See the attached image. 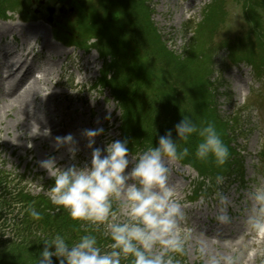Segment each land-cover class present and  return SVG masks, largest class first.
Instances as JSON below:
<instances>
[{"label":"clouds","instance_id":"9594fccd","mask_svg":"<svg viewBox=\"0 0 264 264\" xmlns=\"http://www.w3.org/2000/svg\"><path fill=\"white\" fill-rule=\"evenodd\" d=\"M172 131L160 136L158 144L132 152L127 140H115L104 149L95 147L96 137L103 128L87 129V147L92 150L91 163L79 167L60 168L54 158L41 166L54 178L49 198L57 210H65L73 221L85 225L75 239L56 233L38 243L45 247L38 255V264H182L181 258L190 254L191 235L181 232L188 223L187 205L179 199L170 183V165L190 155L187 145L193 136L201 141L195 156L201 161L214 158L217 166L226 164L229 147L218 134L215 124L198 127L188 115ZM58 145L75 143L74 137L57 138ZM31 147V145H29ZM73 159L77 148L69 149ZM225 178L215 177V190L199 198L202 207L215 201V221L219 225L232 222V202L221 190ZM212 187V181L205 182ZM247 207L244 223L258 238H264V179L257 180L245 193ZM36 220L41 213L28 209ZM101 239L107 241L101 244ZM196 252L203 264H241L244 253L217 256L208 242H197Z\"/></svg>","mask_w":264,"mask_h":264},{"label":"rangeland","instance_id":"374dc122","mask_svg":"<svg viewBox=\"0 0 264 264\" xmlns=\"http://www.w3.org/2000/svg\"><path fill=\"white\" fill-rule=\"evenodd\" d=\"M150 3V8L153 10L152 12V18L153 21L155 23V25L157 26V28L160 30V32L165 36V34H169V36L171 37H165V39H167L168 41V45H170V48L174 51H177L176 49H181L184 46V39L182 37V33L181 31L184 29V26L186 23H188L189 21L194 22V23H198L202 20L203 17V12H202V8L203 6L206 5V3H209L210 0H187V2L189 1H193V8L192 9H188L187 6H185V4L183 3V0H148ZM58 2V1H57ZM79 4H81L80 2H78ZM44 4V3H43ZM53 4V3H52ZM74 5L75 2L71 3L69 2L68 7H65V12L67 16L70 17H74L75 15V10H74ZM35 7L38 8V6L40 7L39 4H35ZM42 9L40 10V12L44 15V8L41 7ZM73 9V10H72ZM182 9H184V12H182ZM12 15V14H10ZM192 15V16H191ZM191 16V17H190ZM13 19H11L14 24H23V22H20V15L19 14H14L11 16ZM56 19V15L54 17V20ZM6 20H0V24L6 23ZM38 23H43L45 25V27L49 30L50 35L54 32V30L52 29V25L46 21V19H42L41 21H37ZM60 23L62 21H59ZM243 33V32H241ZM8 37L9 42L12 40L11 35L6 36V38ZM32 38V37H30ZM218 40V39H216ZM1 54V51H0ZM75 54L77 55H81V53H79L78 51H75ZM84 56H89V57H95L96 61L95 64L92 66V70H90V72L86 73V74H74V82L75 80L77 81L79 79V77H84L88 80L87 84H86V88H88L92 82H94L95 77L99 75L100 69L102 67V61L100 59V57L98 56V54L94 51L90 52V54H86L84 53ZM41 63L35 64L34 67H38L41 66ZM232 71H227L226 76L228 77V79H230V82L232 84L231 89L232 92L234 93V100L231 103H225L223 104V107H221V109L223 110V113L225 114V116H231V115H235L236 114V108L239 107V105L241 103H243L244 99L248 96V91L249 88L252 85H259L258 83L255 82L254 78L252 77V75L249 76L250 80L249 82L244 83H237L234 82L236 80V77H238V71L231 69ZM247 72L249 71L248 69L246 70ZM38 75V74H37ZM86 75V76H85ZM66 81V80H65ZM64 81V82H65ZM95 90H99V88L95 89ZM102 92V91H101ZM93 93L97 94L96 91H93ZM107 91H103L101 96H98L99 102L98 104L95 106V111L96 116L93 118V124L96 128H101V124L105 121H108L109 123H112L115 119L116 116L119 115V113H117L115 116L114 115H110L109 118H107L105 116V112H110V110L113 111V106L111 105H107V104H103L102 103V99L104 96L107 95ZM83 94H87V93H83ZM246 94V96H245ZM85 111H87L86 115H83L82 117L84 118V122L86 123V119L89 116V110L87 108V106L82 107ZM115 114V112H114ZM101 115L100 120L97 119L98 116ZM253 125L257 124V120H259L257 117L253 116ZM13 119H11L10 117L6 118V123H4V125L8 126V131L10 132L8 134V136H5V130H2V136L0 137V149L2 152L3 157L6 158V160L9 162L8 164L11 167H14L17 162H18V156L21 153L22 155H25V158L30 159V157H34L35 162H39L40 164L38 165V168H42L44 170H46L47 174L46 177L50 178L52 177L48 170L45 169L44 167L41 166V162L42 161H46L50 159V153H51V142H46L43 145L39 146L37 145V143H33L32 140L30 138H28L27 140L25 138H19L18 136V129L19 127H16L14 125V123L11 121ZM75 122V121H74ZM75 125H77V123H74ZM251 124V128L252 130L248 133V136H240L238 143H241L243 145H246L247 149L245 150V153L248 154L246 155V161L249 162V164H251L253 161V159H259L258 156V152L262 150V148L264 147V123L262 122V125L260 127H256L255 129H253V126ZM59 129V127H57ZM1 133V132H0ZM107 133L115 136L118 135L119 132L116 131V129L112 128L110 130H107ZM97 138V137H96ZM16 140L15 143H12L13 140ZM5 140V142H3ZM26 144H30L32 145V148H38L37 151L33 150L32 151V155H27L29 154V152L26 151ZM107 146V145H106ZM91 152L88 148H85L84 151H82L81 153H76L75 158L73 159L72 154H70L69 156H67L66 158H64L60 163L61 166L60 168H67L70 167L72 165H77L79 167H83L85 165H90V163L88 161H84L83 157L84 156H89L91 155ZM53 157V156H52ZM21 159V158H20ZM22 161V160H21ZM21 164V162H20ZM23 164V163H22ZM178 166H175V168H177ZM183 169V168H180ZM187 174L190 173V178L192 179L193 177L196 176V173L193 171V169H186ZM254 168L253 166H247V176L250 178L252 176H254ZM261 179H264L261 178ZM179 181H182L184 183V186L189 189V181L190 180H184L182 178H179ZM227 182L225 185H223L222 187L226 186ZM252 185V184H251ZM250 185V186H251ZM229 188V189H228ZM226 190L224 191V193L229 197V199H233V198H237L239 195H242V199H241V204L240 206L235 205L233 202L232 204H234L237 208H241L242 211V215H245V208L243 207L244 205H247V201L245 200V193L246 191L249 189V187H244L242 189H239L238 191H235L236 186H229ZM29 189L32 191H38V187H36V184H29ZM40 190V189H39ZM187 193V191H186ZM182 196H185V193L182 194ZM211 203V202H210ZM215 206V203H214ZM196 207V206H194ZM232 210H234V208H232ZM214 211V210H213ZM212 217V213L211 216L207 219H205V217L202 219L201 221V225L204 228H209V227H213V225L215 224V220L211 221ZM240 225L241 224V220L238 218L235 219ZM243 226V225H242ZM244 227L247 230V233L250 232L246 225H244ZM181 232H187L190 233L191 235V245H190V254L188 255V264H203V261H201L197 255L196 252V246H197V242L200 240H206L203 236H201L200 234H194L192 233V227L191 224L188 223L186 225H184L181 228ZM243 240L244 244H240V241ZM209 248L212 252V254L217 255V256H222V255H233L239 252H243V258L241 261V264H264V257L258 258L256 259L255 256H253L254 252L257 250H259L260 252V256L264 255V239L262 238H258L255 236V234H253L250 238L244 239L242 236H239V245L237 246V250L234 251L233 253L230 251H227L226 249H223V245H225L224 242H221V244L218 243H214L213 241H207ZM252 242H263L262 243V247L256 246L255 248H253L254 246H251Z\"/></svg>","mask_w":264,"mask_h":264},{"label":"bare ground","instance_id":"6f19581e","mask_svg":"<svg viewBox=\"0 0 264 264\" xmlns=\"http://www.w3.org/2000/svg\"><path fill=\"white\" fill-rule=\"evenodd\" d=\"M17 31L22 33L23 39L21 42L15 37ZM7 33L12 34L15 42H19L20 44L14 47H9L7 44H0V50L3 52V59L0 62V129L3 124L1 117H8L13 111L15 123H23V134H19L21 137H25V134L29 133L34 138L41 136L49 139L51 134L46 133V130L53 128L51 127V123H48L42 116L34 112L36 100H40L41 103H43L44 100L43 98H38L37 95L40 94L41 90H45L44 86L50 83L55 73L59 72L61 75L60 68L68 69L73 68V66L81 67L82 65H79L81 60L74 61L69 59L68 55L74 50L71 49V51H68L66 47L58 46V44L53 42L49 36V30L41 23H32L24 26L18 24L13 25V23L0 25V39ZM28 35L35 37L34 45L29 44ZM40 43L39 50L36 52V46ZM39 53L43 55V64L45 65L42 69L44 78L41 79L36 78L37 70L35 71L33 67L35 63L34 57ZM28 60H30V63H28ZM64 63L65 65L63 66ZM86 63L89 64L88 61H86ZM84 69H86V67H84ZM78 73L80 74V72ZM79 81H81V79ZM78 87L79 85L76 86V88ZM57 94L58 92L49 91L46 93L45 98L54 102L56 98H59L56 97ZM17 103H20V106H17ZM55 106H57V102ZM51 119L56 121L57 114L51 113ZM84 131L85 130H82L81 134L76 133L73 136L75 141L74 144L58 145L56 142V147H60L63 152L73 147L77 148L78 151L83 150L84 145L82 143L85 137L83 135ZM54 133L58 136L64 135L56 131ZM170 183L174 188L176 187L173 180L170 179ZM230 225L231 227L229 230H224L223 227L220 226L216 232L222 234L236 233V224L231 222ZM233 235L235 236V234ZM212 237L213 235L210 236L209 239H212ZM230 250L234 251L233 248H230Z\"/></svg>","mask_w":264,"mask_h":264},{"label":"trees","instance_id":"16d2710c","mask_svg":"<svg viewBox=\"0 0 264 264\" xmlns=\"http://www.w3.org/2000/svg\"><path fill=\"white\" fill-rule=\"evenodd\" d=\"M47 206L49 207V208H52V209H54L56 206H54V207H52V205H50V203L48 202L47 203ZM66 220L65 221H63L62 223H61V225H65V226H67L68 224H69V221H70V219L69 218H65ZM72 223L73 224H78V222H76V221H72ZM18 254V253H17ZM17 254H15V253H11V254H9L10 255V258L11 259H13V257L15 256V255H17ZM21 260H18L16 263H15V261H13L11 264H21Z\"/></svg>","mask_w":264,"mask_h":264}]
</instances>
